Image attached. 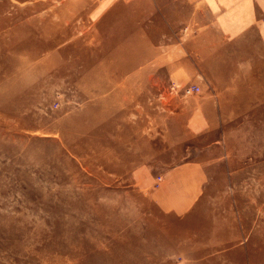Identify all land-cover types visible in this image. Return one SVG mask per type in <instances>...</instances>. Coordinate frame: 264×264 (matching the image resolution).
Listing matches in <instances>:
<instances>
[{"label": "rangeland", "instance_id": "374dc122", "mask_svg": "<svg viewBox=\"0 0 264 264\" xmlns=\"http://www.w3.org/2000/svg\"><path fill=\"white\" fill-rule=\"evenodd\" d=\"M44 1L0 0V264H264V58L195 135L154 40L124 57ZM180 165L187 208L157 192Z\"/></svg>", "mask_w": 264, "mask_h": 264}, {"label": "crops", "instance_id": "0c3cea01", "mask_svg": "<svg viewBox=\"0 0 264 264\" xmlns=\"http://www.w3.org/2000/svg\"><path fill=\"white\" fill-rule=\"evenodd\" d=\"M41 8L59 10L64 19L69 15L68 24L90 20L92 42L109 48L113 43L124 57H135L137 51L144 52L138 57H147L154 40L157 72L170 79L164 87L200 89L186 104L171 106L187 115L194 134L214 130L225 120L221 116L235 104L240 75L255 80V59L264 58V0H45ZM149 20H155V30H149ZM181 23H186L184 33ZM159 177L162 201L187 208L186 168L180 165ZM181 191L185 196L177 198Z\"/></svg>", "mask_w": 264, "mask_h": 264}, {"label": "built area", "instance_id": "2783aa9c", "mask_svg": "<svg viewBox=\"0 0 264 264\" xmlns=\"http://www.w3.org/2000/svg\"><path fill=\"white\" fill-rule=\"evenodd\" d=\"M199 91H200L199 87L190 86V87L184 89V94L190 95V94L198 93ZM160 181H161V179L158 177L156 180V185H158L160 183Z\"/></svg>", "mask_w": 264, "mask_h": 264}]
</instances>
